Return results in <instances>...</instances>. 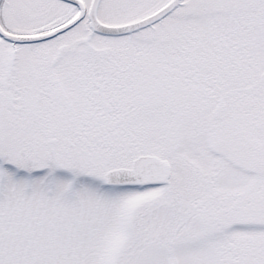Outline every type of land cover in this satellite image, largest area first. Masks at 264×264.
<instances>
[{
	"label": "snow or ice",
	"instance_id": "1",
	"mask_svg": "<svg viewBox=\"0 0 264 264\" xmlns=\"http://www.w3.org/2000/svg\"><path fill=\"white\" fill-rule=\"evenodd\" d=\"M0 264H264V0H0Z\"/></svg>",
	"mask_w": 264,
	"mask_h": 264
}]
</instances>
